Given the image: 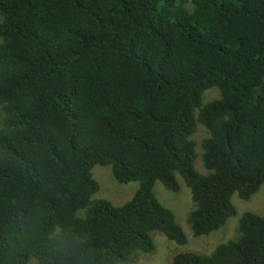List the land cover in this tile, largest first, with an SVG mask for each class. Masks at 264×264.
Segmentation results:
<instances>
[{"label":"trees","instance_id":"1","mask_svg":"<svg viewBox=\"0 0 264 264\" xmlns=\"http://www.w3.org/2000/svg\"><path fill=\"white\" fill-rule=\"evenodd\" d=\"M97 165L139 183L129 202L94 198ZM181 180L195 237L264 184V0H0V264H132L154 233L185 246L154 192ZM170 264H264V216Z\"/></svg>","mask_w":264,"mask_h":264},{"label":"rangeland","instance_id":"2","mask_svg":"<svg viewBox=\"0 0 264 264\" xmlns=\"http://www.w3.org/2000/svg\"><path fill=\"white\" fill-rule=\"evenodd\" d=\"M205 96L207 100L215 99L219 97V92L216 89L208 90ZM206 99L205 101L207 102ZM206 136L207 130L204 127H200L195 135V139L200 143ZM197 152L201 153L200 146L197 147ZM197 168L202 170L200 163H198ZM93 176L99 183V190L94 195V198L108 200L117 206L129 202L139 188V183L137 182L128 184L118 183L114 179L112 169L109 166H95ZM154 192L160 203L173 212L176 222L185 231L188 242L185 246H179L175 242L168 240L164 235L154 233V251L140 255L138 261L132 264H170L171 256L179 252L211 254L217 245L225 243L235 236L239 221L246 212L264 216L263 184L248 200H244L237 194H234L232 203L236 207V215L232 216L223 227L214 231L211 235L195 237L187 222L188 215L193 209V201L190 189L185 183L181 180L179 191L171 192L161 182H157ZM28 264H35V261L32 260Z\"/></svg>","mask_w":264,"mask_h":264}]
</instances>
